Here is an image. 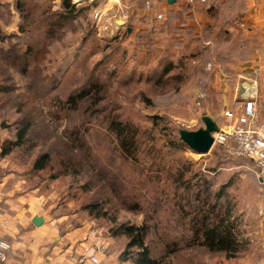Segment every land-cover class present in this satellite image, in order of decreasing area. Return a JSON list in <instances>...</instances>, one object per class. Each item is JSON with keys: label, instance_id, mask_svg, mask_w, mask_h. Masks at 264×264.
<instances>
[{"label": "rangeland", "instance_id": "rangeland-1", "mask_svg": "<svg viewBox=\"0 0 264 264\" xmlns=\"http://www.w3.org/2000/svg\"><path fill=\"white\" fill-rule=\"evenodd\" d=\"M73 3L70 11L62 0H0V85L8 88L0 93V152L16 131L19 108L26 105L38 118L37 151L53 148L60 160L81 162L78 173L65 174L66 168L54 162L51 171L32 176L31 161L24 158L31 150L0 155L4 192L8 187L41 197L33 212L52 223L62 217L61 232L69 225L88 228L94 242L108 243L117 264L135 263L120 262L128 238L114 230L143 223L152 227L147 241L155 254L163 252L161 243L176 241L181 252L175 264H191L186 256L192 264H264V180L255 162L229 155L217 144L203 155L176 150L166 134L174 127L204 126L205 107L196 104L197 92L205 88L204 67L212 57L201 50L203 42L190 41L187 29L185 38H161L125 12L109 9V0ZM59 13L67 18L60 21ZM142 31L155 39L150 56L139 38ZM163 56L175 63L171 74L180 77L148 81ZM157 115L164 121L155 127ZM112 120L138 126L142 146L136 159L121 153ZM3 121L9 126L2 127ZM36 184L39 188L32 190ZM216 193H221L217 199ZM92 199L108 217L90 215L86 205ZM198 205L214 209L212 223L223 221L231 228L235 257L186 248L189 219Z\"/></svg>", "mask_w": 264, "mask_h": 264}, {"label": "crops", "instance_id": "crops-1", "mask_svg": "<svg viewBox=\"0 0 264 264\" xmlns=\"http://www.w3.org/2000/svg\"><path fill=\"white\" fill-rule=\"evenodd\" d=\"M112 8L161 38L181 39L187 29L190 41L203 42L201 50L212 57L204 67L205 115L221 127L230 120L227 111L239 112L251 100L256 112L253 126L264 132V0H217L211 8L191 0H109ZM4 180L0 221H8V227L0 232L15 249L4 264H74L93 248L96 242L88 228L69 225L61 232L57 225L62 217L52 223L46 215L33 212L41 197L8 187L4 192ZM36 215L44 218L40 226L33 222Z\"/></svg>", "mask_w": 264, "mask_h": 264}, {"label": "trees", "instance_id": "trees-1", "mask_svg": "<svg viewBox=\"0 0 264 264\" xmlns=\"http://www.w3.org/2000/svg\"><path fill=\"white\" fill-rule=\"evenodd\" d=\"M62 5L64 9L70 11H74L76 7L75 3H73V0H62ZM17 8L18 10L21 9V3H17ZM58 16L60 21L67 18V16L60 15V13L58 14ZM149 34L150 33H148L147 31H142L139 38L143 39V42L141 43L145 45L147 49L146 52H150L148 53V55L150 56L152 51L151 43H153L155 39ZM1 40L2 38L0 37V41ZM156 43V46L160 48V42L157 41ZM147 64L148 62L145 61L140 62V65ZM174 68L175 63L172 62L170 58H168L167 56H163L162 58L160 57L158 59V67L154 68V70L152 71V75H147L146 78L148 81L153 78L167 81V78H169V76L171 75L173 79H177V77H180V75L171 74ZM4 86L5 85H0V93L8 90V88ZM85 95L88 94H83V96ZM18 113L20 114V118L14 122V124L16 125V131L10 139H7L3 142L0 152L1 157H8L17 151H20V149H24L26 151L31 150L32 153L28 157L24 158H28L25 160L31 161V169L29 172L32 176H40V174L51 171L54 162H58L57 164L60 165L61 170L66 168L63 171V173L65 174L69 173L72 169L74 170V173H78V171L81 170V167H77V163L79 164L81 162H75L72 158H67V161L60 160L58 158V152L53 148L48 150L38 148L37 151L36 144L34 143V139L37 138V135L34 133V128L37 125L38 118L34 119L31 108L26 105L21 106ZM152 119L155 127L157 125L159 126L160 123L164 121L163 117L159 115L153 116ZM115 122L116 124H114ZM112 124L115 127L114 133L116 135L121 153L126 158L136 159V155L138 154V151L142 146L139 139L140 131L137 128L138 126L131 122H122L115 120L111 121V126ZM1 125L2 127L9 126L5 121H3ZM181 129L182 128L174 127L171 129V131H166L167 136L170 138L169 141L171 143V147L176 150L190 149V147L181 139ZM58 141L62 142L63 139L58 138ZM33 154L36 155L33 159H31V156ZM51 176L52 178H57L58 175L53 173L51 174ZM39 186V184H36L31 189L35 190L39 188ZM220 194L221 193H216L215 198H219ZM214 206L215 205H212V207ZM86 208L88 212H90V215L93 214L97 218L105 219L106 217H108L107 211L104 210V207L98 199H92L87 203ZM212 210L214 211V209ZM213 211L207 209L205 205H198V207H196L195 214L189 219L188 230L190 232V239L186 248L192 249L194 247H200L210 253L223 252L228 257H235L238 248H236L234 234L230 227L223 226V221L212 223L210 217ZM114 231L117 235L124 234L128 238L126 249L119 258L121 263L131 259L135 264H175L174 260L177 259L178 254L181 252V250L177 249L178 244L175 240H173L167 241L164 244L161 243V250L163 252L160 255L155 254V251L152 249L151 244H149L147 241L152 232V227L148 223H143L142 225H131L128 227H124L123 225H121L118 226ZM155 233L157 234V231H155ZM158 234L160 237L159 240L163 241L164 239H162L161 236H163L164 234H161L159 231ZM186 258L190 259L192 264V259L187 256ZM4 263L5 262H2V264Z\"/></svg>", "mask_w": 264, "mask_h": 264}, {"label": "built area", "instance_id": "built-area-1", "mask_svg": "<svg viewBox=\"0 0 264 264\" xmlns=\"http://www.w3.org/2000/svg\"><path fill=\"white\" fill-rule=\"evenodd\" d=\"M191 1L211 8L217 0ZM125 17L128 15L125 14ZM202 82L203 80H200V83ZM205 97L206 90L201 88L197 92L196 104L201 106ZM225 116L230 120L226 125L220 127V131L216 132L217 135H214V145H221L229 155L253 159L258 167L259 176L264 180V132L258 131L253 126L256 117L254 102L246 100L241 111H227ZM2 227H8V221L1 220L0 230ZM14 253L15 249L12 243L0 232V262L8 261ZM74 264H117V262L112 258L108 243L97 241L92 249L77 257Z\"/></svg>", "mask_w": 264, "mask_h": 264}, {"label": "water", "instance_id": "water-1", "mask_svg": "<svg viewBox=\"0 0 264 264\" xmlns=\"http://www.w3.org/2000/svg\"><path fill=\"white\" fill-rule=\"evenodd\" d=\"M121 25H124V21H119ZM129 31L131 28L129 27ZM202 121L204 126L198 129L182 128L180 130L181 139L190 147L193 152L200 154L209 153L214 144V133L220 131V125L209 115H203ZM33 222L35 225L40 226L44 223V218L41 216H34Z\"/></svg>", "mask_w": 264, "mask_h": 264}, {"label": "bare ground", "instance_id": "bare-ground-1", "mask_svg": "<svg viewBox=\"0 0 264 264\" xmlns=\"http://www.w3.org/2000/svg\"><path fill=\"white\" fill-rule=\"evenodd\" d=\"M214 135H217L216 133H214ZM196 153V152H195ZM197 154H200V153H197ZM200 155H203V154H200Z\"/></svg>", "mask_w": 264, "mask_h": 264}]
</instances>
